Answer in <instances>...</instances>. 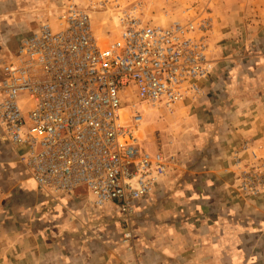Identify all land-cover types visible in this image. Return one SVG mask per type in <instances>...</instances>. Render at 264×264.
Returning <instances> with one entry per match:
<instances>
[{"label": "crops", "instance_id": "obj_1", "mask_svg": "<svg viewBox=\"0 0 264 264\" xmlns=\"http://www.w3.org/2000/svg\"><path fill=\"white\" fill-rule=\"evenodd\" d=\"M50 1L0 0V79L22 37L54 15ZM219 11L206 98L155 123L159 138L179 137L169 154L181 164L131 212L83 190L47 195L0 142V264H264V190H240L246 159H232L245 141L264 155V0H221Z\"/></svg>", "mask_w": 264, "mask_h": 264}, {"label": "built area", "instance_id": "obj_2", "mask_svg": "<svg viewBox=\"0 0 264 264\" xmlns=\"http://www.w3.org/2000/svg\"><path fill=\"white\" fill-rule=\"evenodd\" d=\"M58 2L3 67L0 142L16 149L47 195L86 186L92 205L113 201L131 211L181 164L148 147L141 132L150 112L206 98L213 17L189 5L171 21L154 22L142 0L116 2L119 30L105 37L95 33L87 7ZM251 146L241 144L236 164L246 150L257 156ZM260 166L248 176L242 168L240 190L262 193Z\"/></svg>", "mask_w": 264, "mask_h": 264}, {"label": "rangeland", "instance_id": "obj_3", "mask_svg": "<svg viewBox=\"0 0 264 264\" xmlns=\"http://www.w3.org/2000/svg\"><path fill=\"white\" fill-rule=\"evenodd\" d=\"M77 1L80 3V5L87 7L90 10L93 19V27L96 34L98 33L99 35L105 37L108 35L114 37L119 30V24L117 23V19H116V13H117V8L115 6L116 2H119L122 5H128L135 0H93L94 4H92V1L90 0H77ZM142 1L145 4L148 17L151 18V20L154 22L171 21L172 19L180 15L182 11L189 5L205 8L211 12V15L213 17V21H212L213 30L210 37V42L212 47L211 62L213 65H212L211 77L208 78V80H210L214 75V71H215L213 57L215 52L217 51L214 46L216 45V43L217 45H219L216 40V37H219L220 32H222V28H220L221 22L217 17L221 15V11H219V5L221 4V0H142ZM50 3L52 4L51 7H54L53 11L58 9V5H59L58 0H52L50 1ZM54 14L56 13L54 12ZM258 15L259 13L258 14L256 13V16ZM251 17L254 18L255 16L253 15ZM36 29L32 30L31 32L35 31ZM31 32L27 33L26 35L30 34ZM232 54H233V48L228 47L227 53H224V56H232ZM166 109L167 108L162 109L164 110V112H162V110H160L159 112L153 111L154 113L150 112L147 115L144 132H141V135L143 136L145 143L147 142L150 147L160 148L165 153L169 154L172 152H177L179 150V147L178 149L174 148L178 146L179 137L172 135V132H170V133H165L161 138H159L158 136L159 132L156 131V126H155V123L161 122V120H165V115L168 114L167 113L168 111H166ZM167 110L170 111V109ZM149 127L150 128L152 127V130H150ZM252 147L258 149L257 156L253 155L254 153H252L250 150L249 151L246 150L245 151L246 153L245 154L243 153V155L241 156L242 158L246 159L245 162L246 164L244 165L246 172L244 176L249 175L248 172L250 169H252L251 167H253L254 165H258V166L261 165L260 167H263L262 165L264 164V155L260 153L259 151L260 147L256 145H252L251 148ZM234 154L235 152H233L232 154L233 155L232 159L234 158ZM234 163H236V159H234ZM254 169L255 172L259 173L258 167H255ZM77 189L85 191L82 192L85 193V195H87L88 197L92 196V191L86 186H81ZM244 193L247 194L248 196L252 195L250 193H246V192ZM257 196L259 195H254V194L252 195V197H257ZM136 203L137 202H135L134 205L132 206L133 208L135 207ZM123 209L126 210L127 212H131L125 208Z\"/></svg>", "mask_w": 264, "mask_h": 264}]
</instances>
